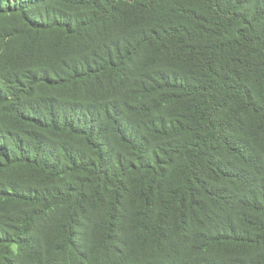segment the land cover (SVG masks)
<instances>
[{"label": "trees", "instance_id": "16d2710c", "mask_svg": "<svg viewBox=\"0 0 264 264\" xmlns=\"http://www.w3.org/2000/svg\"><path fill=\"white\" fill-rule=\"evenodd\" d=\"M0 264H264V0H0Z\"/></svg>", "mask_w": 264, "mask_h": 264}]
</instances>
